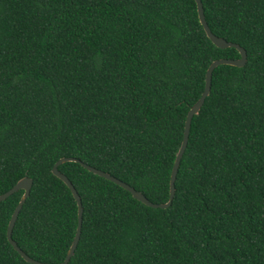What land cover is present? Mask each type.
Segmentation results:
<instances>
[{"label":"trees","instance_id":"obj_1","mask_svg":"<svg viewBox=\"0 0 264 264\" xmlns=\"http://www.w3.org/2000/svg\"><path fill=\"white\" fill-rule=\"evenodd\" d=\"M211 32L243 47L219 65L191 121L167 208H151L77 162L58 167L81 197L66 264H264V0H201ZM194 0H0V195L30 194L12 239L63 263L77 202L53 175L73 157L165 203L186 116L218 59ZM23 190L0 202V264Z\"/></svg>","mask_w":264,"mask_h":264},{"label":"water","instance_id":"obj_2","mask_svg":"<svg viewBox=\"0 0 264 264\" xmlns=\"http://www.w3.org/2000/svg\"><path fill=\"white\" fill-rule=\"evenodd\" d=\"M194 1L196 2L199 21H200L201 25L203 26V29H204L207 37L214 43V45H216L217 47H219L221 49L230 48V47L237 49L239 51L240 58H238V59H225V58L224 59H218V60L213 61L211 63V65L209 66V68L207 69L206 76H205V86H204V90L202 92V95L196 101V103L190 108V110L186 116L185 125H184L183 140H182L181 145L177 151L176 158H175L174 165H173L172 172H171V176H170V195H169L168 201L165 203H158V204L153 203L146 196H144V194H142L141 192L134 189L132 185H130L129 183L125 182L124 180L112 175L111 173H109L105 170L97 168L91 164L84 163L77 158H73V157L60 158L54 164V166L52 168V173H53V175L58 177L60 180H62L67 185V187L72 192V194H73V196L77 202V206H78V224H77V228H76V233H75L74 239L72 241V244H71V246L67 252V255L65 257L64 262L60 263V264H66L69 261L70 257L73 255L74 250L77 246L78 240L80 238L81 227H82L83 205H82L81 197L78 194L76 188L71 183V181L68 179V177L59 171L58 167L64 163H66V162H77L81 166H83L86 170H88V171L90 170V171H92V172H94L100 176H103V177L115 182L116 184L122 186L123 188L127 189L128 191L131 192L134 199L142 202L143 204H145L148 207L161 208V209L169 207L171 205L173 198H174V195H175V180H176V176H177V172H178V169L180 166L181 159L183 157V154H184L185 149H186L187 144H188L191 121H192L193 116L197 115L199 113L202 105L205 102L206 97L210 94L212 73H213L214 69L219 65H232V66H236V67H242L245 65L246 60H247V54H246L245 49L236 43L228 42L227 40L214 35L211 32V30H210V28L206 22L202 1L201 0H194ZM32 183H33L32 179H30L28 177H23L9 191L0 195V202L2 200H5L7 197H9L14 192L19 191V190H23V194L20 198V201L17 204V206H16V208H15V210L11 216V219L8 223L7 239L10 242V244L13 246V248L28 263L47 264V263H43V262H40L38 260H35V259L31 258L30 256H28L17 245V243L12 239V230L14 228L15 221L19 215V212H20L23 204L25 203L26 199L28 198V196L30 194Z\"/></svg>","mask_w":264,"mask_h":264}]
</instances>
